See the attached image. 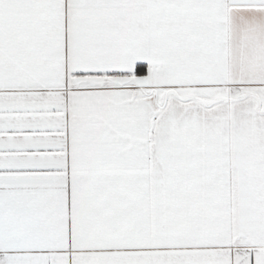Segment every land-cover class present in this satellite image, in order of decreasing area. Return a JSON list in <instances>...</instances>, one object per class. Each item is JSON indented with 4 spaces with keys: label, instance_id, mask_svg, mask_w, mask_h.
Instances as JSON below:
<instances>
[{
    "label": "snow or ice",
    "instance_id": "snow-or-ice-1",
    "mask_svg": "<svg viewBox=\"0 0 264 264\" xmlns=\"http://www.w3.org/2000/svg\"><path fill=\"white\" fill-rule=\"evenodd\" d=\"M0 264H264V0H0Z\"/></svg>",
    "mask_w": 264,
    "mask_h": 264
}]
</instances>
